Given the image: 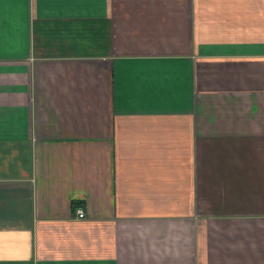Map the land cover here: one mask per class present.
Returning <instances> with one entry per match:
<instances>
[{
	"label": "crops",
	"instance_id": "crops-1",
	"mask_svg": "<svg viewBox=\"0 0 264 264\" xmlns=\"http://www.w3.org/2000/svg\"><path fill=\"white\" fill-rule=\"evenodd\" d=\"M0 264H264V0H0Z\"/></svg>",
	"mask_w": 264,
	"mask_h": 264
},
{
	"label": "built area",
	"instance_id": "built-area-1",
	"mask_svg": "<svg viewBox=\"0 0 264 264\" xmlns=\"http://www.w3.org/2000/svg\"><path fill=\"white\" fill-rule=\"evenodd\" d=\"M74 215H76L77 217H82L84 215L82 208L79 206L75 207Z\"/></svg>",
	"mask_w": 264,
	"mask_h": 264
},
{
	"label": "trees",
	"instance_id": "trees-1",
	"mask_svg": "<svg viewBox=\"0 0 264 264\" xmlns=\"http://www.w3.org/2000/svg\"><path fill=\"white\" fill-rule=\"evenodd\" d=\"M71 203H72V205H73L72 207H74V206H75V202H74V201H72Z\"/></svg>",
	"mask_w": 264,
	"mask_h": 264
}]
</instances>
